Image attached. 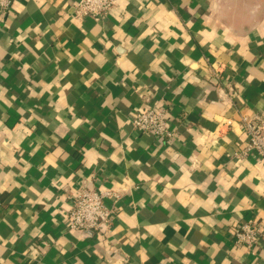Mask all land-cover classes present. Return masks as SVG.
Segmentation results:
<instances>
[{
  "label": "crops",
  "instance_id": "crops-1",
  "mask_svg": "<svg viewBox=\"0 0 264 264\" xmlns=\"http://www.w3.org/2000/svg\"><path fill=\"white\" fill-rule=\"evenodd\" d=\"M75 1L0 8V264H264V162L234 155L264 112V0ZM147 106L174 140L132 126ZM85 187L119 194L100 231L68 227Z\"/></svg>",
  "mask_w": 264,
  "mask_h": 264
},
{
  "label": "built area",
  "instance_id": "built-area-1",
  "mask_svg": "<svg viewBox=\"0 0 264 264\" xmlns=\"http://www.w3.org/2000/svg\"><path fill=\"white\" fill-rule=\"evenodd\" d=\"M117 0H76L71 17L81 21L85 18H104L116 5ZM13 0H0V8L9 10ZM215 69V68H214ZM215 79H220V72L215 69ZM168 110L163 107L147 106L135 111L131 116L132 126L142 132L150 133L157 141H172L176 137L174 124L167 117ZM246 143L234 155L246 157L255 155L264 162V112H253L241 117ZM118 200L119 194L112 189L82 188L78 194L71 196V209L68 217L70 230L96 232L112 223L115 206L107 200ZM262 224L257 220L241 223L234 232L235 243L243 245L248 252L255 250L262 241Z\"/></svg>",
  "mask_w": 264,
  "mask_h": 264
}]
</instances>
